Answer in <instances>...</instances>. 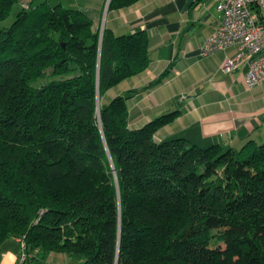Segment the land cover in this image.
Segmentation results:
<instances>
[{
  "label": "trees",
  "instance_id": "obj_1",
  "mask_svg": "<svg viewBox=\"0 0 264 264\" xmlns=\"http://www.w3.org/2000/svg\"><path fill=\"white\" fill-rule=\"evenodd\" d=\"M16 2L0 0V22ZM150 61L145 31L100 35L61 3L0 29V249L18 239L26 264H264V143L159 141L178 112L130 127L135 90L97 108Z\"/></svg>",
  "mask_w": 264,
  "mask_h": 264
},
{
  "label": "crops",
  "instance_id": "obj_2",
  "mask_svg": "<svg viewBox=\"0 0 264 264\" xmlns=\"http://www.w3.org/2000/svg\"><path fill=\"white\" fill-rule=\"evenodd\" d=\"M64 1L69 3L66 7L87 13L94 28L105 27L116 35L138 30L147 33L151 59L147 68L103 93L109 102L135 90L126 101L130 127L139 128L177 111L176 117L156 132L157 140L182 137L202 148L216 143L239 148L248 140L264 143V83L247 88L244 64L232 72L222 71L225 58L235 54L233 48L200 56L218 20L217 0H192L187 8L188 0H138L117 9L106 8L107 0H54L50 4L64 6ZM164 73L159 84L146 88ZM19 251L18 239L5 241L0 264H14ZM43 261L66 264L65 256L56 253Z\"/></svg>",
  "mask_w": 264,
  "mask_h": 264
},
{
  "label": "built area",
  "instance_id": "obj_3",
  "mask_svg": "<svg viewBox=\"0 0 264 264\" xmlns=\"http://www.w3.org/2000/svg\"><path fill=\"white\" fill-rule=\"evenodd\" d=\"M22 7L27 8L28 5ZM219 13L213 31L207 36L200 56L233 48L235 54L226 57L221 68L232 72L246 65L244 83L251 89L264 83V0H217ZM185 97V96H183ZM27 255L20 242L14 264H26Z\"/></svg>",
  "mask_w": 264,
  "mask_h": 264
},
{
  "label": "rangeland",
  "instance_id": "obj_4",
  "mask_svg": "<svg viewBox=\"0 0 264 264\" xmlns=\"http://www.w3.org/2000/svg\"><path fill=\"white\" fill-rule=\"evenodd\" d=\"M45 1V0H43ZM50 3H53L54 0H48ZM25 2L27 4H30L31 6H35L37 5L38 3H40V0H18V2L14 3V5L12 6L11 10H10V13L8 14V16L3 19L1 22H0V29L2 28H7L11 25V23L13 22V20L15 19V16L17 14V12L22 8L21 7V4ZM68 2V1H66ZM64 6L67 5L69 6V3H65L64 1ZM102 27H100V31H102ZM105 95L102 94L100 96V101L101 103H105ZM66 263L68 264V262L66 261ZM35 264H45V262L43 260H38L35 262Z\"/></svg>",
  "mask_w": 264,
  "mask_h": 264
},
{
  "label": "water",
  "instance_id": "obj_5",
  "mask_svg": "<svg viewBox=\"0 0 264 264\" xmlns=\"http://www.w3.org/2000/svg\"><path fill=\"white\" fill-rule=\"evenodd\" d=\"M191 2L192 0H188L184 8H187L191 4ZM108 4H109V0H107L106 8L108 7ZM101 34H102V31H100V35ZM97 108H99L98 93H97Z\"/></svg>",
  "mask_w": 264,
  "mask_h": 264
}]
</instances>
